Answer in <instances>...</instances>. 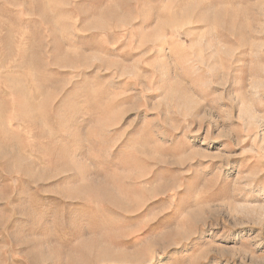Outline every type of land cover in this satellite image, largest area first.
<instances>
[{"label":"rangeland","instance_id":"rangeland-1","mask_svg":"<svg viewBox=\"0 0 264 264\" xmlns=\"http://www.w3.org/2000/svg\"><path fill=\"white\" fill-rule=\"evenodd\" d=\"M0 264H264V0H0Z\"/></svg>","mask_w":264,"mask_h":264}]
</instances>
